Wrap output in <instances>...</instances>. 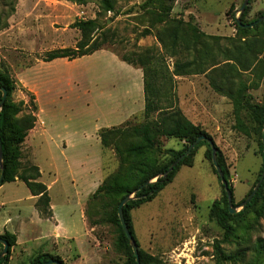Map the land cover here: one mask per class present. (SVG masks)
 Segmentation results:
<instances>
[{"label":"trees","instance_id":"trees-1","mask_svg":"<svg viewBox=\"0 0 264 264\" xmlns=\"http://www.w3.org/2000/svg\"><path fill=\"white\" fill-rule=\"evenodd\" d=\"M69 1L82 5L90 2L96 3L99 8L97 12L98 16L89 19H76L70 24L71 27L77 28L80 31V38L74 46L49 50L40 54L37 58L44 60H51L55 57L75 58L90 54L97 49L109 48L108 44L113 41L114 33L105 24L100 22L99 17L109 11L114 12L117 0ZM175 1L145 0L141 5V8L146 13L148 24H145L144 28L138 33L137 38L151 34L152 29L158 24L164 25V28L168 26L167 30L169 31L166 36H163L161 33L158 34L163 52H158L156 47L142 46H138L137 49L123 54L114 50L123 60L143 69L146 94V105L143 113L145 120L136 122L132 118L120 125L100 129L103 146L113 149L118 158L119 166L106 176L96 192L92 194L87 202L85 211L92 226L102 222L113 226L116 247L125 250L127 253L128 262L126 264H137V261L118 214V205L122 199L128 194H134L123 206V211L129 230L135 238L131 210L152 200L166 185L171 183L180 166L189 163V159L200 145L204 144L208 147V155L212 159L210 144L206 140H201L187 156L178 162L167 176L161 175L200 135H207L212 138L206 129L188 119L172 103H169L167 106L159 103L161 85L166 80H173L175 75L205 72L208 69H210L209 74L224 69L231 73L235 71L241 74L242 70H248L252 65L251 70H254L259 79L264 78L263 60L256 58V56L251 58V55H254V51L252 50L254 46L259 45L261 47L260 51L264 49V19L253 26H244V24L251 23L264 14L263 10L257 16L247 19L252 0H249L248 5L240 16L242 25L237 22L236 17L234 18L238 28L237 38L241 42V46L237 50L225 49L221 52L224 56L223 59H214L212 63L210 62L211 64L208 63L206 65L202 63L201 54H195L185 60L176 58L173 68L170 69L166 57L177 56L183 44L190 45L192 43L197 46L208 39L216 41L231 39L208 34L200 30L195 23L189 20L171 17L170 12ZM233 8L234 5L232 4L230 9ZM17 84L18 81L12 76L9 69L3 63H0V88L4 87L7 89V97L0 110V137L4 165L1 185L17 179L23 181L32 194L38 196L35 206L40 215L44 218H51L53 211L48 186L40 179L41 171L39 166L30 159H25L22 150V144L29 130L34 127L36 122L37 104L34 100V95L28 91L26 92L30 99L29 103H26L24 99L16 102L13 99V93L17 88ZM210 84L217 92L225 93L230 97L235 115L234 128L246 135H251L252 133L259 135L260 151L263 156L264 166L262 141L264 99L263 103L257 102L249 92V89L257 88L260 82L257 80H252L249 83L242 81L234 91L230 88L225 90L223 83H217L212 79L210 80ZM2 94L3 92L0 89V101ZM244 110L245 114L243 115ZM156 112L158 114L157 127L160 125L159 134L167 138L185 141L186 143L181 149H164L157 143L155 124L148 121ZM216 146L218 150V163L224 172L225 178L229 181L230 171L225 156L217 144ZM262 171L263 167L261 173ZM260 176L261 174H259L257 181ZM156 177L157 179L153 181ZM222 186L225 189L223 183ZM229 186L233 196V184L231 181H229ZM221 202L222 199H216L212 203L210 210V216L217 220L224 231L223 236L217 238L213 244L215 249L214 264H238L240 261H245L248 247L246 245L249 236L248 230L253 224H258L264 215V180L255 195L240 211L236 213L230 212L226 190H224L223 196L224 204ZM92 204L99 208H104V212H101V210L91 211ZM94 213H96V216H99L92 218ZM249 219H252V221H249ZM0 237L5 238L9 243L8 252L0 259V264H9L12 247L17 243V237L8 231L1 234ZM224 243H232L236 247L235 249L227 250L223 247ZM0 246L1 252L3 245L0 243ZM252 251L250 259L245 264H264L263 238L256 239ZM139 256L141 264L158 263L157 257L145 252L140 247ZM50 259H57L63 264H68L60 255L49 252H38L30 259V264H44Z\"/></svg>","mask_w":264,"mask_h":264},{"label":"rangeland","instance_id":"rangeland-1","mask_svg":"<svg viewBox=\"0 0 264 264\" xmlns=\"http://www.w3.org/2000/svg\"><path fill=\"white\" fill-rule=\"evenodd\" d=\"M40 1L44 0H0V63H3L9 69L17 81L18 71L41 54L35 51L30 52L24 48L30 49L33 46L49 47L52 45V40H44L40 37L28 36L25 40H20L19 30L23 25L31 29L45 24L55 27H66L70 26L71 22L76 19H89L98 16L99 8L94 2L83 5L78 4L80 9L78 7L75 10L73 9L72 1L50 0L53 5L57 4L60 6L57 7V14L52 13L49 15L54 6L51 7L50 3H44L41 6ZM144 1L117 0L114 12L109 11L99 17L100 22L114 33L113 41L108 44L109 48L122 54L137 49L138 46L156 47L158 52H163L158 34L161 33L166 36L169 31L167 30L168 26L164 28V25L158 24L152 29L151 34L137 38L138 33L144 28L145 24H148L146 13L141 8ZM243 1L176 0L170 12L171 17L189 20L208 34L231 39L218 41L208 39L197 46L192 43L190 45L183 44L177 56L166 57L170 69L173 68L176 58L185 60L195 54H201L202 63L206 65L210 62L212 63L214 59H223L224 56L221 52L225 49L237 50L241 46V42L237 38L238 28L234 18L239 16V9ZM20 3L21 9L17 12ZM232 4L234 8L230 9ZM263 10L264 0H252L247 19L257 16ZM41 11L46 14L43 15ZM49 18H52V20L48 21ZM72 36L73 31L65 32L64 37L67 43L73 41L71 40ZM260 48L259 45L253 47L254 55H251V58L256 56V58L263 60L264 63V49L260 51ZM251 67L248 70H242L241 74L235 71L233 73L229 72L230 75L225 84L228 89L230 88L234 91L242 81L249 83L252 80H257L260 85L257 88L249 89V92L255 101L263 103L264 78L259 79L254 70H251ZM209 70L205 71L208 78L211 76ZM205 72H195L187 75ZM180 81L175 75L173 80H166L161 85L159 103L163 106L172 103L185 115L179 105L178 86ZM22 89L18 83L13 93V99L16 102L25 99L26 103H29V96ZM228 98L232 103L230 97ZM244 114L245 110L243 111ZM185 116L190 119L187 115ZM210 116L200 117L196 124H200L211 134L213 140L224 154L230 171L229 181L233 184L232 205L240 211L243 208L240 204L254 189L263 167L259 135L255 133L246 135L234 128L233 103L222 114L215 113V115ZM157 118L158 114L156 112L148 120L151 123L153 122L157 129V143L164 149H181L186 142L176 138L161 136L159 134L160 125L157 127ZM144 120L143 114L133 118V121L136 122ZM24 152L25 159H30L28 153L25 150ZM42 157L43 159L45 158V156ZM114 158V170H116L119 166V161L115 153ZM175 177L173 182L166 185L152 200L131 210L135 240L141 249L158 258V263L156 264H179L176 261L179 260L178 258H182L181 264H214L215 249L213 244L217 238L223 236L224 231L217 220L210 216V210L212 203L216 199H222L221 203L224 204L225 189L222 186V181L216 172L212 159L208 155V147L204 144L200 145L189 159V163L180 166ZM22 186H24L26 193L21 195H26L29 190L25 185ZM26 205L29 206L30 202L26 201ZM4 210L1 207V215L4 214ZM95 210L104 212L105 209L92 204L91 211ZM78 214L79 211H76V218ZM97 216L94 213L92 218H97ZM87 220L89 233L86 230L84 231V228L78 232V234L82 233L80 235L81 238H88L84 241L87 252L83 264H126L128 262L127 253L125 250L116 247L113 226L106 222L92 226L88 217ZM249 221H252V219H249ZM248 231L249 236L246 242L248 247L245 261H240L238 264H245L250 259L256 239H264V215L259 223L253 224ZM86 234H88V237ZM223 247L227 250H232L235 249L236 245L224 243ZM25 256L27 255H20V261L15 259L10 264H29V260ZM78 257L79 253L76 249L67 257L68 263L77 264L74 263V260ZM185 258L189 259V263H186Z\"/></svg>","mask_w":264,"mask_h":264},{"label":"crops","instance_id":"crops-1","mask_svg":"<svg viewBox=\"0 0 264 264\" xmlns=\"http://www.w3.org/2000/svg\"><path fill=\"white\" fill-rule=\"evenodd\" d=\"M40 2L41 6L44 3L54 6L49 15L57 14L60 5H53L50 0ZM71 3L73 9H80L77 3ZM20 9L21 3L17 12ZM66 31H73L71 43L64 37ZM79 35L80 31L69 25L45 24L33 29L23 25L19 30L20 40L28 36L52 40L49 47L24 48L41 54L72 47ZM206 73L177 75L181 80L179 105L195 123L200 117L220 115L232 105L225 93L216 92L210 84L212 79L228 90L225 82L229 72L220 70L210 78ZM17 79L26 95V91L34 95L37 104L36 122L22 150L40 168V179L48 186L53 216L40 215L35 206L38 196L23 181L17 179L0 185V209H5L0 214V235L8 231L17 237L9 264L15 259L20 261L22 254L27 255L30 264L38 252L60 255L68 263L67 257L76 249L79 257L74 263L83 264L87 252L84 241L88 238H81L82 233L78 232L83 228L90 231L85 208L114 170V151L103 146L100 129L120 125L144 113L143 69L123 60L114 50L101 48L75 58L36 57L18 71ZM22 185L29 190L26 195H21L26 193ZM76 211H79L77 218Z\"/></svg>","mask_w":264,"mask_h":264},{"label":"water","instance_id":"water-1","mask_svg":"<svg viewBox=\"0 0 264 264\" xmlns=\"http://www.w3.org/2000/svg\"><path fill=\"white\" fill-rule=\"evenodd\" d=\"M249 0H244L240 9H239V16L236 17V20L239 24L242 25L240 16L241 14L244 12L246 6L248 5ZM264 19V14L261 15L257 20L248 23V24H244V26H253L255 25L257 22H260ZM3 92L2 94V99L0 101V110L2 108V106L4 105V102L6 100L7 97V89L4 87L0 88ZM201 140H206L212 149V161L215 165V168L218 172V175L223 183V185L225 186V190L227 193V197H228V202H229V209L231 213H236L238 210L235 206L232 205L233 203V196H232V191L230 189L229 186V181L225 178L224 172L221 168V166L218 163V159H217V155H218V150H217V146L215 144V141L213 140V138L207 136V135H200L194 142H192L189 147L187 148V150L180 156L177 158V160H175L170 166L169 168L164 171L161 175L162 176H167L169 172H171L173 170V168L178 164V162H180L182 160V158H184L185 156H187L191 150L198 144L199 141ZM262 141H263V154H264V123H263V137H262ZM0 166H1V175H0V185L3 179V173H4V165H3V148H2V141H1V137H0ZM157 179V177L155 179H153V181H155ZM264 180V166H263V171L261 173V176L259 178V180L257 181L254 189L252 190V192L249 194V196L240 204L241 206H244L249 200H251V198L255 195V193L258 191L259 187L261 186L262 182ZM140 189V188H138ZM137 189V190H138ZM133 197L132 194H128L127 196H125L122 201L119 203L118 205V214H119V218L121 221V224L123 226V229L129 239V242L133 248L134 254L136 256V261L137 264H141L140 263V256H139V247L137 245V242L135 240V238L133 237L132 233L129 230V227L126 223L125 220V216H124V211H123V206L126 204V202L131 199ZM0 243L3 245V249L0 252V259L8 252L9 249V243L5 238L0 237ZM44 264H63L61 261L57 260V259H50L48 261H46Z\"/></svg>","mask_w":264,"mask_h":264},{"label":"built area","instance_id":"built-area-1","mask_svg":"<svg viewBox=\"0 0 264 264\" xmlns=\"http://www.w3.org/2000/svg\"><path fill=\"white\" fill-rule=\"evenodd\" d=\"M184 258V257H183ZM179 260H176L177 261V263H179V264H181V262H182V258H178ZM185 260H186V263H189V259L188 258H185Z\"/></svg>","mask_w":264,"mask_h":264}]
</instances>
